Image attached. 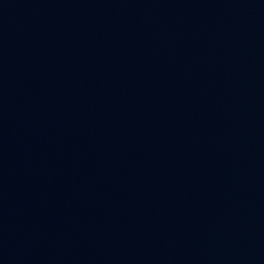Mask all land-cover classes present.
Listing matches in <instances>:
<instances>
[{
    "label": "water",
    "instance_id": "water-1",
    "mask_svg": "<svg viewBox=\"0 0 264 264\" xmlns=\"http://www.w3.org/2000/svg\"><path fill=\"white\" fill-rule=\"evenodd\" d=\"M0 264H264V0H0Z\"/></svg>",
    "mask_w": 264,
    "mask_h": 264
}]
</instances>
